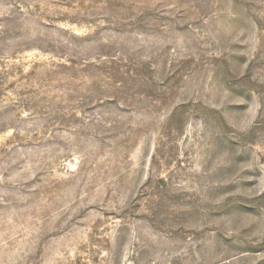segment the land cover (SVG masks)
<instances>
[{"label": "rangeland", "instance_id": "1", "mask_svg": "<svg viewBox=\"0 0 264 264\" xmlns=\"http://www.w3.org/2000/svg\"><path fill=\"white\" fill-rule=\"evenodd\" d=\"M0 264H264V0H0Z\"/></svg>", "mask_w": 264, "mask_h": 264}]
</instances>
